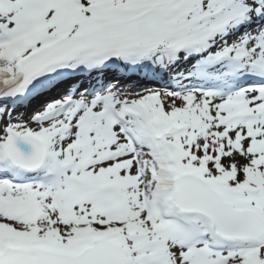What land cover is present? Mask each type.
<instances>
[{"label":"snow or ice","instance_id":"1","mask_svg":"<svg viewBox=\"0 0 264 264\" xmlns=\"http://www.w3.org/2000/svg\"><path fill=\"white\" fill-rule=\"evenodd\" d=\"M0 264H264V0H0Z\"/></svg>","mask_w":264,"mask_h":264}]
</instances>
